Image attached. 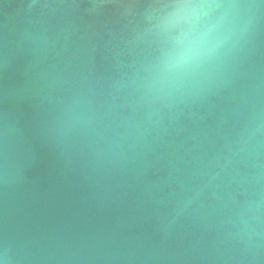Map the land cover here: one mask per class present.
Wrapping results in <instances>:
<instances>
[{
  "label": "water",
  "instance_id": "95a60500",
  "mask_svg": "<svg viewBox=\"0 0 264 264\" xmlns=\"http://www.w3.org/2000/svg\"><path fill=\"white\" fill-rule=\"evenodd\" d=\"M0 264H264V0H0Z\"/></svg>",
  "mask_w": 264,
  "mask_h": 264
}]
</instances>
